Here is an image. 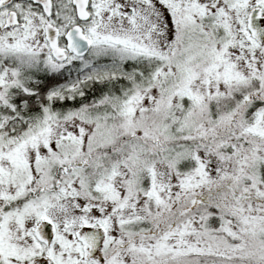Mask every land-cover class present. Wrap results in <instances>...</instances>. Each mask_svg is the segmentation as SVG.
<instances>
[{
	"label": "snow or ice",
	"instance_id": "obj_1",
	"mask_svg": "<svg viewBox=\"0 0 264 264\" xmlns=\"http://www.w3.org/2000/svg\"><path fill=\"white\" fill-rule=\"evenodd\" d=\"M0 264H264V0H0Z\"/></svg>",
	"mask_w": 264,
	"mask_h": 264
}]
</instances>
